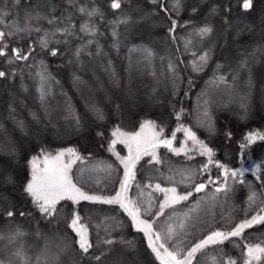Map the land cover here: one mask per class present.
<instances>
[{
	"label": "trees",
	"instance_id": "1",
	"mask_svg": "<svg viewBox=\"0 0 264 264\" xmlns=\"http://www.w3.org/2000/svg\"><path fill=\"white\" fill-rule=\"evenodd\" d=\"M0 91V145L55 134L12 152L0 264H264V0H0ZM147 123L172 144L121 201L113 133ZM60 152L74 193L46 204L26 185Z\"/></svg>",
	"mask_w": 264,
	"mask_h": 264
},
{
	"label": "rangeland",
	"instance_id": "2",
	"mask_svg": "<svg viewBox=\"0 0 264 264\" xmlns=\"http://www.w3.org/2000/svg\"><path fill=\"white\" fill-rule=\"evenodd\" d=\"M0 100H2V98H0ZM13 100L17 101V99H13ZM258 103L260 104L259 106H261L260 107L261 113H264V103L262 101H259ZM30 125L28 124L27 126V128L29 129V135L24 136L23 134H21V136L25 138L26 141H29L31 145L33 142L40 141L46 134L49 136L55 135V134L52 135V133L50 134L48 132L46 133V130L48 131L47 128L49 127H46V128L37 127V129H32ZM39 130H40V133L38 132ZM86 130L87 129H85V131ZM70 133L71 132H68V134ZM186 135L191 137L188 131L186 132ZM113 136H114L115 141H121L126 146V155L123 159V163L125 165V175H124L123 185L120 190L121 194L120 195L118 194L119 200L124 201L125 189L128 183V179L131 175V168H132V164L134 160H136L143 152L151 150L154 146H157L160 144H166L168 146H171L172 141L170 139L160 140L153 126L149 123L143 125L142 128L137 133L125 134L124 132H120L119 130H116L114 131ZM5 142H7V138L5 139ZM13 144L11 145L10 143L9 145H7L4 143L0 145V189L3 188V189L8 190L9 188L15 187L16 183L19 182V180H16V179L17 178L20 179L19 176H20V172L22 168H21L20 162H18V158H15L12 152L17 153L18 156H20L23 152V149H25L27 146L30 145V144L24 145L23 143H21L20 145L18 141L17 142L15 141V143ZM3 151L4 153H6L5 155H1V152ZM55 155L45 159L43 163L39 165L36 172L32 171L31 182H29L26 185L27 191H31L32 194L42 199L46 204H50L56 199L64 195H71L74 193V186H73L74 182L69 173L70 168L72 166V162L71 160H69V158L65 160V157H67L65 153L60 152ZM33 163L34 161H32V164ZM33 165L34 167L36 166L35 164ZM5 167L6 168L8 167L10 171L2 169ZM10 172H11V175H13L12 177L10 175ZM1 197L8 198L9 194L7 193H5V195L2 194ZM169 197H171L169 198L171 199L170 201L174 200L173 198H175L173 195H169ZM134 218H135L137 226L141 228L143 227L147 231L149 230L146 227L147 224L143 223L135 215H134ZM76 230L80 233V236L82 237V239H84L85 232L83 231V229L81 227L80 228L77 227ZM34 232L35 231L32 230V233ZM148 238L150 242H152L151 236H148ZM211 238L218 240L222 238V235L221 234L214 235ZM35 239H37V236L31 239L28 238V242L31 243L32 245V243L36 241ZM3 255L5 258V261L8 264H11V262H16L14 261V259L16 258V255H18V252L12 251L10 253H7L6 251H4ZM35 257L39 260L41 259L42 256L36 255ZM159 257L164 264H184L183 261H179V260L175 261L172 258H170V256L168 255L165 256L164 254H159ZM23 262L25 261H21L20 264H26L29 261L26 263H23Z\"/></svg>",
	"mask_w": 264,
	"mask_h": 264
}]
</instances>
